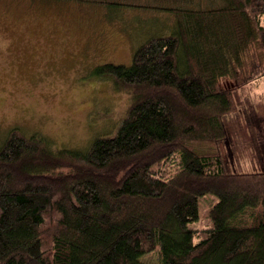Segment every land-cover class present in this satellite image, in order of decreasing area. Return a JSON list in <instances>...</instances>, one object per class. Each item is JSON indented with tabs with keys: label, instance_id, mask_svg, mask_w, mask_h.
Returning a JSON list of instances; mask_svg holds the SVG:
<instances>
[{
	"label": "trees",
	"instance_id": "16d2710c",
	"mask_svg": "<svg viewBox=\"0 0 264 264\" xmlns=\"http://www.w3.org/2000/svg\"><path fill=\"white\" fill-rule=\"evenodd\" d=\"M160 1L171 27L94 71L131 97L112 135L1 145L0 264H264V98L243 93L264 75V0Z\"/></svg>",
	"mask_w": 264,
	"mask_h": 264
},
{
	"label": "rangeland",
	"instance_id": "374dc122",
	"mask_svg": "<svg viewBox=\"0 0 264 264\" xmlns=\"http://www.w3.org/2000/svg\"><path fill=\"white\" fill-rule=\"evenodd\" d=\"M65 1L0 0V147L14 129L40 135L55 149L85 150L95 138L112 135L131 97L95 69L110 62L128 66L145 35L157 32L149 33L150 26L164 24V32L175 21L157 8L160 0ZM200 3L193 4L206 10L221 4ZM244 89L264 98V75ZM216 200L201 199L190 228H211ZM201 238L197 233L195 241ZM143 258L159 262L158 252Z\"/></svg>",
	"mask_w": 264,
	"mask_h": 264
}]
</instances>
